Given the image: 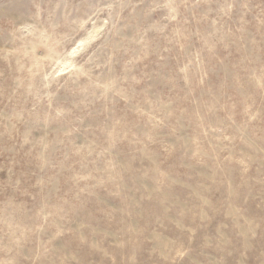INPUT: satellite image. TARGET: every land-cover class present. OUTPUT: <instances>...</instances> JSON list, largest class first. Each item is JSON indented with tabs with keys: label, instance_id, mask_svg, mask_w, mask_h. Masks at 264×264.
<instances>
[{
	"label": "rangeland",
	"instance_id": "374dc122",
	"mask_svg": "<svg viewBox=\"0 0 264 264\" xmlns=\"http://www.w3.org/2000/svg\"><path fill=\"white\" fill-rule=\"evenodd\" d=\"M0 264H264V0H0Z\"/></svg>",
	"mask_w": 264,
	"mask_h": 264
}]
</instances>
